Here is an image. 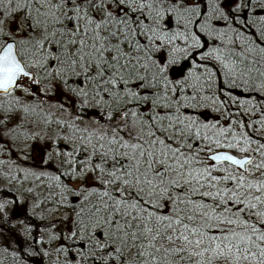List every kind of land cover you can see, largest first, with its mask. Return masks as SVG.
<instances>
[{
	"label": "trees",
	"instance_id": "16d2710c",
	"mask_svg": "<svg viewBox=\"0 0 264 264\" xmlns=\"http://www.w3.org/2000/svg\"><path fill=\"white\" fill-rule=\"evenodd\" d=\"M3 18L62 94L59 118L19 111L57 140L41 197L68 216L44 247L28 216L27 247L0 210V264H264V0H0ZM222 150L252 160L212 164Z\"/></svg>",
	"mask_w": 264,
	"mask_h": 264
},
{
	"label": "rangeland",
	"instance_id": "374dc122",
	"mask_svg": "<svg viewBox=\"0 0 264 264\" xmlns=\"http://www.w3.org/2000/svg\"><path fill=\"white\" fill-rule=\"evenodd\" d=\"M26 39L28 37L25 35L24 25L19 19H0V48L7 42L13 41L18 45ZM28 51L29 47L23 50L25 53ZM26 65L31 67L32 63ZM39 84L36 77L22 78L10 95L0 96V189H18L16 197L0 198V210L9 220L10 226L22 235L27 247L31 244L32 230L28 216L34 215L38 220L36 230L34 229L37 233L35 240L43 247L56 234V228L52 224L68 216L61 207L44 205L46 197H41L45 194L44 184L47 179H52L62 169L59 165L62 158L57 155L54 146L57 140L50 135L29 130L28 122H24L19 111L21 107L31 106L55 114L58 118L62 115L60 111L65 105L62 94L58 93L55 101L47 98L53 92L52 89L40 87ZM81 126L87 131H96L104 129L107 123L92 118ZM85 165L82 162L74 171H80L79 168L83 169ZM84 174L85 176L72 181L71 185L75 190L91 185V177L86 172ZM9 182L13 185H9ZM4 244L0 237V248Z\"/></svg>",
	"mask_w": 264,
	"mask_h": 264
},
{
	"label": "water",
	"instance_id": "95a60500",
	"mask_svg": "<svg viewBox=\"0 0 264 264\" xmlns=\"http://www.w3.org/2000/svg\"><path fill=\"white\" fill-rule=\"evenodd\" d=\"M21 78L31 79L32 74L25 70L19 60L15 51V44L12 42L7 43L0 50V95L13 91ZM207 157L216 166L226 164L241 172L245 171L246 166L252 160L250 156L238 157L227 151H216Z\"/></svg>",
	"mask_w": 264,
	"mask_h": 264
}]
</instances>
